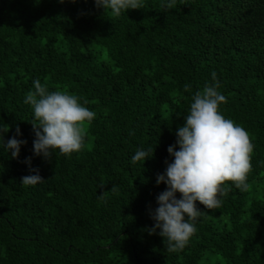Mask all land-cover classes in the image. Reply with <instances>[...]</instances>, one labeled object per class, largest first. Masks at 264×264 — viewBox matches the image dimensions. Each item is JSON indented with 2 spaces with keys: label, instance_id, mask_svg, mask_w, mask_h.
I'll return each mask as SVG.
<instances>
[{
  "label": "trees",
  "instance_id": "obj_1",
  "mask_svg": "<svg viewBox=\"0 0 264 264\" xmlns=\"http://www.w3.org/2000/svg\"><path fill=\"white\" fill-rule=\"evenodd\" d=\"M0 264H264V0H0Z\"/></svg>",
  "mask_w": 264,
  "mask_h": 264
}]
</instances>
